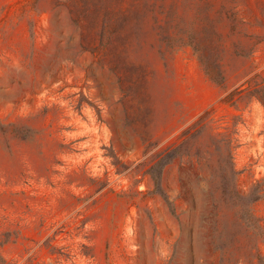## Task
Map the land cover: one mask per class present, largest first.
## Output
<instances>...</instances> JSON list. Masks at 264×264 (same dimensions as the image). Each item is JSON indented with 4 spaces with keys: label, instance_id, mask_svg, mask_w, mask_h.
<instances>
[{
    "label": "rangeland",
    "instance_id": "obj_1",
    "mask_svg": "<svg viewBox=\"0 0 264 264\" xmlns=\"http://www.w3.org/2000/svg\"><path fill=\"white\" fill-rule=\"evenodd\" d=\"M204 9L0 0V264H264V106L221 102L264 79V42L237 54L251 41L216 23V84L191 44Z\"/></svg>",
    "mask_w": 264,
    "mask_h": 264
},
{
    "label": "trees",
    "instance_id": "obj_2",
    "mask_svg": "<svg viewBox=\"0 0 264 264\" xmlns=\"http://www.w3.org/2000/svg\"><path fill=\"white\" fill-rule=\"evenodd\" d=\"M205 4L204 12H199L196 17L199 28L194 29L192 35V46L194 52L197 54L200 64L202 65L206 75L211 81L218 85L224 82L222 72L220 70L219 48L222 47L221 35L217 32L215 24L227 21L229 23L230 31L237 32L239 35L251 41L252 47L246 52L243 48L237 47V54L247 55L253 53L255 49L264 42V34L257 36L254 34H247L245 29L254 26V22L264 30V0H202ZM204 13V14H202ZM214 14V18L211 17ZM247 85L245 88L242 86ZM242 96L254 98L264 106V79L255 74L241 85L230 91L221 102L224 104L234 105ZM210 111L202 113L196 121L188 127L180 135L181 144L187 145L190 141L195 139L199 134L207 128L209 123ZM234 131L227 133H217L219 142L225 143L230 149V144L233 142L232 135ZM158 163L154 166L157 167ZM152 178L155 186H159L158 175L152 172ZM242 199V196H241ZM255 200V199H254ZM250 202H240V218L245 222L246 226L251 228L256 234L262 230L259 226V220L255 218L251 211Z\"/></svg>",
    "mask_w": 264,
    "mask_h": 264
}]
</instances>
